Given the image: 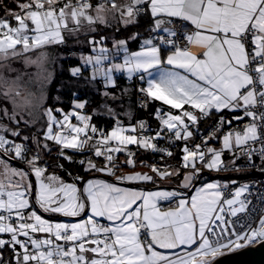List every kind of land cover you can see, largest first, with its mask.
Returning a JSON list of instances; mask_svg holds the SVG:
<instances>
[{
	"label": "snow or ice",
	"instance_id": "snow-or-ice-1",
	"mask_svg": "<svg viewBox=\"0 0 264 264\" xmlns=\"http://www.w3.org/2000/svg\"><path fill=\"white\" fill-rule=\"evenodd\" d=\"M4 11L0 264H213L208 257L224 249L264 243V193L253 204L245 195L248 183L226 194L227 183L203 182L188 200L176 190L138 191L82 176L68 182L56 171H66L68 162L115 175L117 153L126 152L125 163L135 166L129 145L172 156L171 148L183 142L180 167L152 164L156 176L134 172L116 179L155 184L182 175L181 187L188 188L205 169L264 172V0H15V8L5 5ZM129 27L137 31L117 38ZM107 30L113 34H103ZM81 35L92 54L81 52V65L70 72L79 77L90 68L85 79L102 85L99 108L111 126L80 111L85 101L73 100L67 112L48 104L50 49ZM137 39L138 50L130 51L128 41ZM117 73L138 78L141 107L159 102L154 129L146 120L132 123L131 90L116 91ZM213 115L219 119L202 130L200 121ZM173 201L174 207L162 208L161 202ZM86 208L91 214L85 219Z\"/></svg>",
	"mask_w": 264,
	"mask_h": 264
},
{
	"label": "trees",
	"instance_id": "trees-1",
	"mask_svg": "<svg viewBox=\"0 0 264 264\" xmlns=\"http://www.w3.org/2000/svg\"><path fill=\"white\" fill-rule=\"evenodd\" d=\"M22 2V0H21ZM7 5L8 7L15 8V0H2L0 2V17H3L5 15L4 7ZM143 27H146V25H142L140 31L143 30ZM133 31H137V29L129 27L127 31L121 30L119 33H116L117 38H127ZM103 34L105 35H112L111 30L105 31ZM69 42H72L70 39ZM140 40H129L128 45L129 49H137L139 48ZM108 45H111V40L107 42ZM108 46V47H110ZM88 49H91L90 46ZM58 52H64V48L58 47L56 48ZM67 50V49H66ZM86 50V48L84 49ZM56 51V52H57ZM85 52V51H84ZM87 52V50H86ZM66 54H70L69 51H65ZM81 65V61L79 57H66L64 58L60 64L57 66L55 78L52 81L51 87L48 91V104L51 105L53 108H61L64 111H69L73 108V100H80L85 101V112L92 115V122L96 123L100 126H111L114 121L109 118V116L104 112L102 108H99V105L102 103V96L100 95V92L103 91L102 85H93L89 83L85 77H88L90 75V71H85L83 76H73L70 72V69L72 67H77ZM117 77V88L116 91L119 92L122 88H128L131 90L130 96L133 103V120L132 123H135L136 120H142L147 119L150 121L151 124L154 126H157L158 121L154 118V111L157 106H159V102L150 101L148 103L147 109L143 107H139V103L137 102V97L139 93L137 92V89L141 86L140 82L138 81L137 77H134L132 80H129L126 78L123 74H116ZM100 89V92L97 91V89ZM127 103L125 104V108H127ZM166 107V106H165ZM93 109H98V112L96 114H93ZM119 110V109H118ZM226 113V112H224ZM226 117L228 116L230 119L231 117L227 114H224ZM121 119L127 124L128 118L126 116L121 115ZM201 123L205 124L206 118L202 119L200 121ZM200 126V125H199ZM165 146H168V143H164ZM176 148H171L172 156H168L166 154L164 155H156L151 150H145L142 148H137V146L132 147V150L135 151L138 157L140 159H147V163L142 165H146L149 167L150 164H148L149 160H153L157 163L166 164L167 166L171 165L172 168H178L180 167L181 157H182V145L176 144L174 146ZM152 152L151 154L149 152ZM117 153L115 154L117 157ZM57 153L53 155L55 157ZM151 156V157H150ZM137 157V158H138ZM102 159V158H99ZM140 162V161H139ZM66 171H60L56 170L59 175H61L66 181L73 182L74 176H82L84 179H88L91 174L89 172H85L84 168L78 164H70L68 162H64ZM125 167V166H124ZM53 168H49V171H51ZM54 170V169H53ZM118 171V170H117ZM152 171V170H151ZM169 171H171V168H169ZM71 172L72 176H69L67 173ZM153 173V172H152ZM204 173V171H203ZM155 174V173H153ZM156 175V174H155ZM207 176V175H204ZM218 176H221L220 174ZM176 177V176H175ZM110 178V176H109ZM213 177H211L212 179ZM223 175L221 176V180ZM178 180H182L183 176L179 175ZM202 178L199 180L198 183H195L193 186H197L201 183ZM78 186H81L80 181H75ZM103 222H106L102 220Z\"/></svg>",
	"mask_w": 264,
	"mask_h": 264
},
{
	"label": "rangeland",
	"instance_id": "rangeland-1",
	"mask_svg": "<svg viewBox=\"0 0 264 264\" xmlns=\"http://www.w3.org/2000/svg\"><path fill=\"white\" fill-rule=\"evenodd\" d=\"M121 30H123V28H121ZM107 31H109V30H107ZM111 33H112V31H111ZM91 35H96V34L95 33H92ZM109 36H110V34H109ZM70 40L72 42H69L68 41V43L66 45L60 46V47H62V48L65 49L64 52L63 51L62 52H58L56 50V48H58V47H54V48L50 49V52L52 53V56L54 58V63H50L48 65L49 70L52 72V78H51V82L47 85V92L49 91V88L51 87L52 81L55 78L57 66L60 64V62L64 58H66L68 56H70V57H74V56L75 57H79V55H80L81 52H83L85 55L92 54L91 49H88L89 48V45L87 43V37L86 36L81 35L78 42L76 40H74V39H70ZM107 46H110V45L107 44ZM85 48H86L87 52H86V50H84ZM69 50H70L71 53L70 54H66L65 51H69ZM88 70L90 71V68ZM77 101H80V100H77ZM84 110H85V108L83 110H80V111H82L85 114H89V113L85 112ZM57 115H59V113H57ZM73 122H75V119L74 118H73ZM43 123H44V121H43V119H41L39 121V123L37 124V127H39L40 124H43ZM133 146H135V145H129L128 148L130 149V147H133ZM55 153H56V151L54 150L52 152V157H53V155ZM119 155H121V156H120V159L118 157V160H117L118 167L115 170V175H110L107 172H97V171H91L89 173L91 175H100V176H106V177H109L110 176V179L111 180H114V181H117V182H124V183H131V184L141 185L140 187L132 188V189H136L138 191H145V192H147V191H158V190H161V189H165V190H176V191H178V192H180V193L183 194V198H186L188 200H190L191 196L195 194L196 188L197 187H200L203 182H213V181H216V180H219L220 182L222 181L219 178L211 179V176L210 177L204 176L206 174L202 172V174L200 176V179L202 178L201 183L199 185H197L193 191H192V189L194 188L193 185L197 182V180L193 182V185L192 186H190L188 188H184V187H181V181L183 179L182 180L176 179V178H178V176H176V177L175 176H170L167 179H159V178H157L155 184L152 181H127V180L118 181L116 179L117 176L127 175V174L134 173V172L147 173L149 175L156 176L155 174L152 173L150 167H148L146 165H142V162H143V164L144 163L145 164L147 163V161L144 158L143 159H140V158L137 159V157L136 158L133 157V159L135 160V166H131V165H127L125 163V160L127 159V153L126 152H122L121 154H118V156ZM46 159H50V158L46 157ZM96 159H97L98 162H102L103 161V158L102 159L96 158ZM17 162H19V161H17ZM13 166H15V165L13 164ZM22 167L27 168V165H22ZM166 168H168V167H166ZM48 171H49V169H48ZM51 171H53V169ZM51 171H49V172H51ZM218 174H220V172ZM29 178L33 182H35V177L34 176H30ZM102 180H105V179H102ZM108 182L113 183L111 181H108ZM118 186L119 187H122V188H128V187H123V186H120V185H118ZM179 198H181V197H178L177 199H179ZM140 203H141V201H137V205H139ZM161 206H162V208L174 207L175 206V201H173L171 203H169V202H161ZM133 207L135 208L136 205H134ZM90 214H91V212H90V208H89L88 215H90ZM43 215L45 216V218H54V219H59V220H63V221H66V222H75L76 219H77V218H69V217H62V216L52 217L51 214H48V213H43ZM86 218H87V216L85 217V219ZM5 236H4V238H5ZM259 244H261V243L251 244V245H249L247 247H243V248L236 249V250L224 249V250H222V253L219 254L214 259L212 257H208V259L209 260H212L213 262H215L217 259L222 258L225 255H230L231 253L233 254V253H236V252H241V251H244V250H246V249H248L250 247L255 248Z\"/></svg>",
	"mask_w": 264,
	"mask_h": 264
},
{
	"label": "built area",
	"instance_id": "built-area-1",
	"mask_svg": "<svg viewBox=\"0 0 264 264\" xmlns=\"http://www.w3.org/2000/svg\"><path fill=\"white\" fill-rule=\"evenodd\" d=\"M139 107L141 108L140 105H139ZM147 107L146 108L143 107V108L147 109ZM216 117L218 120L219 116H216ZM211 118H212V116L210 118H206L205 124L200 126V128L202 130L206 129L209 125H211L213 123L212 121H209V119H211ZM142 120H146L148 122L149 127L153 128V129L156 127L153 124H151L149 120H147V119H142ZM197 142H199V141H197ZM164 143H167V141H165V140H159L158 141V144L160 147H167L164 145ZM176 144H180L183 146V142H176ZM176 144H175V146H176ZM172 148H176V147H172ZM149 153L151 154L152 152L150 151ZM155 154L156 155H164V153H155ZM258 162L259 161L257 160V163ZM236 163L238 165H243L244 160L243 159L237 160ZM148 164H150V165L155 164L161 170L168 167L166 164L157 163L153 160H149ZM220 174H221V176L222 175H231V178H222V181H221V183H227L228 184V190H227L226 194L231 193L234 188L239 187L241 184L248 183L250 195H249V193H246L245 195L248 196V198L252 200L253 204H257V195L259 193H264V172H261L256 168H244L240 172H237L234 170L220 171ZM233 180L236 181L235 184L231 183V181H233ZM257 219H258V215H257ZM101 222H103V221L101 220Z\"/></svg>",
	"mask_w": 264,
	"mask_h": 264
},
{
	"label": "water",
	"instance_id": "water-1",
	"mask_svg": "<svg viewBox=\"0 0 264 264\" xmlns=\"http://www.w3.org/2000/svg\"><path fill=\"white\" fill-rule=\"evenodd\" d=\"M10 162L12 164H14L15 166H21L22 167V165L17 161H10ZM98 176L102 179L109 180V181L116 183V184L123 186V187L136 188V187L141 186L138 184L117 182V181L111 180L109 177H106V176H100V175H98ZM212 179H216V178H212ZM84 180L86 181L87 179H84ZM199 180H200V178L197 180L196 183H198ZM81 186H82V183H81ZM194 189H195V186L192 189V191ZM88 212H89V208H86L85 213H83L81 215V217L85 218L88 215ZM77 219H79V218H77ZM213 264H264V243L259 244L255 248L250 247V248H248L244 251H241V252H236V253H233L230 255H225L222 258L217 259L215 262H213Z\"/></svg>",
	"mask_w": 264,
	"mask_h": 264
},
{
	"label": "crops",
	"instance_id": "crops-1",
	"mask_svg": "<svg viewBox=\"0 0 264 264\" xmlns=\"http://www.w3.org/2000/svg\"><path fill=\"white\" fill-rule=\"evenodd\" d=\"M129 46V45H128ZM109 48H111V46L109 47ZM130 51H136V50H138V48L137 49H133V50H131V49H129ZM122 57H120V58H117V62H119V60L121 59ZM117 74H122V73H117ZM124 75V74H123ZM187 107V106H186ZM175 111V110H174ZM224 112H226V113H223V114H227V115H229L230 117H232V115H233V113H230V112H228L227 110H225ZM236 115H239L240 113L239 112H237V113H235ZM216 116H218V115H213V118L214 117H216ZM227 119H230L228 116L226 117ZM211 121V120H210ZM209 122V121H208ZM200 125L202 126V123L200 122ZM216 146H218V145H216ZM134 147V146H133ZM129 150H131L133 153H135V156H134V158H136V157H138V156H136L137 155V153H136V150L135 151H133L132 150V147H130V149ZM121 154V153H120ZM140 157H138L137 159H139ZM230 157H229V155L227 154V153H225V156H224V159L227 161L228 159H229ZM146 161H147V159H145ZM151 169V168H150ZM209 172V173H208ZM204 173L207 175V177H213V178H219L220 180H221V176H218L219 174V172H215V171H208L207 169L206 170H204ZM213 174V175H212ZM216 175V176H215ZM88 179H102V178H100L98 175H91ZM87 179V180H88ZM106 181H109V180H106ZM5 238H7V236H5ZM232 254V253H231ZM5 255H8V253H5ZM214 259V258H213Z\"/></svg>",
	"mask_w": 264,
	"mask_h": 264
},
{
	"label": "bare ground",
	"instance_id": "bare-ground-1",
	"mask_svg": "<svg viewBox=\"0 0 264 264\" xmlns=\"http://www.w3.org/2000/svg\"><path fill=\"white\" fill-rule=\"evenodd\" d=\"M212 121V122H214V121H216L217 120V117H214L213 118V116H212V118L211 119H209V121ZM202 125H203V123H202ZM201 126V125H200ZM223 177H225V178H231V175H223Z\"/></svg>",
	"mask_w": 264,
	"mask_h": 264
},
{
	"label": "clouds",
	"instance_id": "clouds-1",
	"mask_svg": "<svg viewBox=\"0 0 264 264\" xmlns=\"http://www.w3.org/2000/svg\"><path fill=\"white\" fill-rule=\"evenodd\" d=\"M221 178V177H220Z\"/></svg>",
	"mask_w": 264,
	"mask_h": 264
}]
</instances>
